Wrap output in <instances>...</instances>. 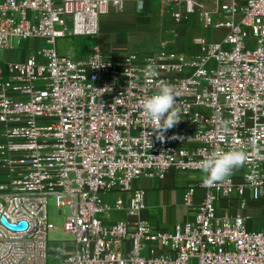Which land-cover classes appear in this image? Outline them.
Here are the masks:
<instances>
[{
  "label": "built area",
  "instance_id": "1",
  "mask_svg": "<svg viewBox=\"0 0 264 264\" xmlns=\"http://www.w3.org/2000/svg\"><path fill=\"white\" fill-rule=\"evenodd\" d=\"M161 1L174 22L200 13L225 35L196 37L194 55L164 42L153 54L115 57L97 38L102 16L125 0H0V50L44 41L24 60L0 57V264H49L50 196L60 214L70 209L59 264H264V223L251 228L246 213L264 204V0ZM75 36L96 40L84 60L59 51ZM150 62L155 77L145 75ZM162 82L174 86L181 121L161 141L141 102ZM230 150L246 154L243 167L185 189L192 220L165 230L140 217L146 191L136 180L201 172L202 159ZM233 201L235 213L219 212Z\"/></svg>",
  "mask_w": 264,
  "mask_h": 264
},
{
  "label": "rangeland",
  "instance_id": "2",
  "mask_svg": "<svg viewBox=\"0 0 264 264\" xmlns=\"http://www.w3.org/2000/svg\"><path fill=\"white\" fill-rule=\"evenodd\" d=\"M153 11L141 14L142 17L146 18V22H140L138 25L134 26L132 31L127 32V38L129 41L121 40L119 43L123 54L114 55L115 57H122L129 53L139 51L142 54H153L157 52L160 45L164 42L169 44L173 49L179 50L185 54L194 55L199 52V47L194 43L196 37H205L208 41H216L221 39L225 33V29H214L206 28L204 21L200 17V13L192 14L188 19L182 21L181 23L174 22L172 13L175 10L167 2L161 0H156L155 6L152 7ZM214 24L219 20H224L222 16L212 15ZM115 35V34H114ZM112 36L108 41L110 44L117 42L120 37L119 34ZM75 37H67L64 49L72 50L75 48L77 54H82L85 51V43L76 41L75 46L73 44V39ZM90 39H95L89 37ZM101 43V40H99ZM44 46V41L38 39H30L28 41L22 42L20 45H16L15 49L10 52L0 50V57L20 60L21 58L27 57L29 54H34L38 49ZM124 48V49H123ZM69 57L79 59L72 55H67ZM190 181H202L201 178L204 177L202 172H192ZM199 179V180H198ZM187 181V180H185ZM114 195H107V199L110 203H113ZM70 213L68 207L64 208L63 214H60V209L57 206L56 198L50 196L48 199V214L51 222L54 223L55 229L49 234V244H48V263L49 264H59L60 259L57 258V253H64L66 246L72 241V234L66 232V217ZM117 214V213H116ZM125 217V216H124ZM255 219V218H254ZM68 248V247H67ZM195 263V260H194Z\"/></svg>",
  "mask_w": 264,
  "mask_h": 264
},
{
  "label": "crops",
  "instance_id": "3",
  "mask_svg": "<svg viewBox=\"0 0 264 264\" xmlns=\"http://www.w3.org/2000/svg\"><path fill=\"white\" fill-rule=\"evenodd\" d=\"M145 5L143 9L138 7V0H125V8L122 11L112 9L108 14L103 15L101 18V30L97 41L100 43L105 53L111 55L123 54L122 47L119 43L121 40L129 41L127 32L132 31L134 26L140 22H146V18L141 14L147 11L152 12L156 0H144ZM119 34L120 39L114 44H110L111 35ZM114 35V36H115ZM67 39H60L58 42L59 51L63 55H72L84 60L87 58L92 45L96 42L88 36H75L72 40L75 46L76 41L85 43V51L82 54H77L75 48L72 50L64 49ZM108 40V41H107ZM123 48V49H124ZM139 52V51H136ZM30 55V54H29ZM28 55V56H29ZM27 56V57H28ZM21 58L20 60H24ZM192 172H181L171 170L164 179H147L141 178L134 182V188H142L146 191V208L140 214V217H145L151 221L153 226L157 229L172 230L174 225L181 222L192 220L194 211L188 209L183 201V194L185 189L190 185H195L197 181L190 178ZM187 180V181H185ZM199 180V179H198ZM200 180H204V177ZM203 191L198 190L197 198L201 199ZM237 202L233 201L230 204L226 202H219V212L223 213L228 210L230 213H235L237 210ZM246 213L250 215L248 222L249 226L253 229H260L264 223V204L251 205ZM116 218L124 217L123 214H116ZM255 218V219H254Z\"/></svg>",
  "mask_w": 264,
  "mask_h": 264
},
{
  "label": "clouds",
  "instance_id": "4",
  "mask_svg": "<svg viewBox=\"0 0 264 264\" xmlns=\"http://www.w3.org/2000/svg\"><path fill=\"white\" fill-rule=\"evenodd\" d=\"M146 76L157 75L154 62H150L145 69ZM142 115L153 125L157 139L163 140L164 133L172 129L181 121L180 109L176 106L174 86L161 83L158 90L142 102ZM223 131L229 132L228 122H224ZM223 138V137H222ZM247 157L243 151L230 150L227 152H213L200 161V170L204 173V183L211 185L224 182L230 178L235 170H239L246 163ZM258 198V193H253Z\"/></svg>",
  "mask_w": 264,
  "mask_h": 264
},
{
  "label": "water",
  "instance_id": "5",
  "mask_svg": "<svg viewBox=\"0 0 264 264\" xmlns=\"http://www.w3.org/2000/svg\"><path fill=\"white\" fill-rule=\"evenodd\" d=\"M5 221V220H4ZM6 222V221H5ZM11 227H14V228H23L26 226V222H21L19 223L18 225H10Z\"/></svg>",
  "mask_w": 264,
  "mask_h": 264
}]
</instances>
